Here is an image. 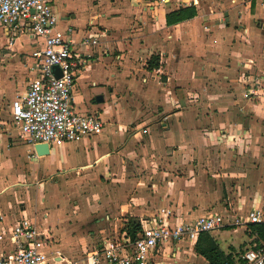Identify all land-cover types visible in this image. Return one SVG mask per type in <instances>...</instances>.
Segmentation results:
<instances>
[{
  "label": "crops",
  "instance_id": "obj_1",
  "mask_svg": "<svg viewBox=\"0 0 264 264\" xmlns=\"http://www.w3.org/2000/svg\"><path fill=\"white\" fill-rule=\"evenodd\" d=\"M189 4L52 0L59 28H73L84 60L72 104L98 114L103 130L42 157L9 114L39 44L0 27V213L8 222L47 214L58 264H88L103 241L124 237L126 217H150L159 207L183 219L264 207V97L248 93L264 87V0H206L196 17L165 25L167 12ZM82 37L98 43L78 44ZM152 55L159 66L149 69ZM194 95L200 102L190 101ZM248 233L227 226L210 235L236 260L253 245ZM158 259L208 264L182 242L159 248Z\"/></svg>",
  "mask_w": 264,
  "mask_h": 264
},
{
  "label": "built area",
  "instance_id": "obj_2",
  "mask_svg": "<svg viewBox=\"0 0 264 264\" xmlns=\"http://www.w3.org/2000/svg\"><path fill=\"white\" fill-rule=\"evenodd\" d=\"M198 2L192 0L194 6ZM58 23L52 0H0V26L11 36L25 34L39 44L30 54L32 64L27 71L31 77L26 90L10 103L9 111L19 138L30 146L46 144L51 148L77 143L103 130L98 114L80 113L72 104L75 80L84 60L73 47V28L62 29ZM97 43L92 37H82L78 44ZM257 91L263 95L264 87L257 90L253 85L248 93ZM138 221L141 230L134 241L125 234L121 239L105 240L100 250L93 249L88 264H162L159 248L178 242L193 247L201 233L262 224L264 207H253L243 216L211 212L191 219L159 207L152 216ZM39 223L35 216L8 222L0 213V264H58V255L49 250L50 238ZM233 264H264V248L250 246Z\"/></svg>",
  "mask_w": 264,
  "mask_h": 264
},
{
  "label": "trees",
  "instance_id": "obj_3",
  "mask_svg": "<svg viewBox=\"0 0 264 264\" xmlns=\"http://www.w3.org/2000/svg\"><path fill=\"white\" fill-rule=\"evenodd\" d=\"M197 15L196 7L191 3L187 6H180L165 14V25L167 27L177 25L184 21L190 20ZM159 66L158 56L152 55L148 59V68H157ZM122 232L134 241L140 232L138 218L126 217V221L121 229ZM249 236H253L254 248H264V223L248 225ZM194 252L204 258L208 264H233L234 260L230 255H225L218 247L216 240L210 233H201L198 235L193 245Z\"/></svg>",
  "mask_w": 264,
  "mask_h": 264
},
{
  "label": "rangeland",
  "instance_id": "obj_4",
  "mask_svg": "<svg viewBox=\"0 0 264 264\" xmlns=\"http://www.w3.org/2000/svg\"><path fill=\"white\" fill-rule=\"evenodd\" d=\"M194 1V0H193ZM217 1H219V2H223L224 0H217ZM174 2L177 4V5H182V4H185V3H192V0H174ZM198 6L200 7V10H206V0H199V2H198ZM214 7H216V4H215V6ZM217 10H218V7H217ZM55 13L56 14H58V11H56L55 10ZM58 16V15H57ZM59 17V16H58ZM203 25L205 24L206 25V19H204V20H202V22H201ZM1 27V26H0ZM206 34V33H205ZM204 34V35H205ZM260 40H262L261 39V37H260ZM263 97H264V94L262 95ZM249 96L247 95V91H246V93L244 94V98L245 99H247ZM191 100H194V103H198V102H200V98H198V96L197 95H194V97H190V101ZM143 132V131H142ZM148 165V163H147V161H144V165H142L141 164V167H144V166H147ZM43 170V169H42ZM67 178H69L68 180H70V179H73V178H79V176H74V177H71V176H69V177H67ZM66 178V179H67ZM51 181L52 182H58V181H60L62 178L61 177H57V176H52L51 178ZM42 184L41 185H45V182H41ZM34 186L36 187L37 186V184H34ZM61 188V187H60ZM33 197H35L36 198V202H41L42 200H43V195H40V196H35V195H33ZM72 201V200H71ZM33 202H35V201H33ZM27 216V215H26ZM31 216H35V217H37V219L39 220V228L46 234V235H48L49 236V238H50V234H51V230L52 229H56V227H55V225H50V224H48V222L50 221V219H49V216L47 215V214H44V213H41V211H34V213H32V215ZM28 217H30V216H28ZM38 224V223H37ZM50 226L51 227H53V228H50ZM244 229V228H243ZM245 230H248V228H245ZM241 253H243L242 251H241Z\"/></svg>",
  "mask_w": 264,
  "mask_h": 264
},
{
  "label": "water",
  "instance_id": "obj_5",
  "mask_svg": "<svg viewBox=\"0 0 264 264\" xmlns=\"http://www.w3.org/2000/svg\"><path fill=\"white\" fill-rule=\"evenodd\" d=\"M54 73L57 77H59V73L57 69H54ZM34 152L36 156L42 157L47 156L49 154V147L46 144H35L33 145Z\"/></svg>",
  "mask_w": 264,
  "mask_h": 264
}]
</instances>
